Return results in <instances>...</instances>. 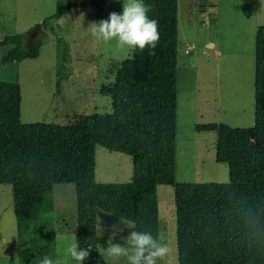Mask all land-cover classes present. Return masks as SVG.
<instances>
[{
    "label": "rangeland",
    "instance_id": "1",
    "mask_svg": "<svg viewBox=\"0 0 264 264\" xmlns=\"http://www.w3.org/2000/svg\"><path fill=\"white\" fill-rule=\"evenodd\" d=\"M83 0H0V40L26 34L25 44L43 40L38 57L4 62L10 45H0V80L21 86L20 118L24 123L55 122L66 125L74 114L129 112L132 101V49L115 41H98L91 24L122 14L123 0H106L102 13L91 5H75L54 28L39 25L56 11L57 2ZM213 3L215 8L213 9ZM196 6V9H195ZM69 44L70 75L57 88L56 37ZM212 44V45H211ZM264 54V0H178L176 182H227V163L217 161L216 132H197L196 124L223 122L251 127L255 116V57ZM113 91L114 97L108 92ZM133 163L126 153L96 147L95 205L97 227L84 232L82 249L89 250L83 264H126L107 256L109 238L124 245L134 228L132 219ZM160 237L171 248L161 264H178L176 207L172 185H158ZM54 246L33 253V264L44 256L67 260V248L76 243L75 186H53ZM0 264H20L12 186L0 184Z\"/></svg>",
    "mask_w": 264,
    "mask_h": 264
},
{
    "label": "trees",
    "instance_id": "2",
    "mask_svg": "<svg viewBox=\"0 0 264 264\" xmlns=\"http://www.w3.org/2000/svg\"><path fill=\"white\" fill-rule=\"evenodd\" d=\"M106 0L57 2L56 11L39 25L54 29L75 5H91L97 14ZM150 19L158 21L155 49H132V101L129 112L73 115L68 124L24 123L21 86L0 80V184L12 186L20 264H33V253L54 246L53 186L73 184L77 202L76 243L97 227L96 147L123 152L133 163L131 194L134 231L160 237L158 185H172L176 207L178 264H264V236L248 240L231 211L245 204L264 218V54L255 57V116L251 127L223 122L196 124L197 132H216L217 161L227 163V182H176L178 0H144ZM26 34L6 35L4 62L35 58L43 40L30 47ZM57 88L70 75L69 44L56 37ZM114 97L113 91L108 92ZM162 261H159L161 264Z\"/></svg>",
    "mask_w": 264,
    "mask_h": 264
},
{
    "label": "clouds",
    "instance_id": "3",
    "mask_svg": "<svg viewBox=\"0 0 264 264\" xmlns=\"http://www.w3.org/2000/svg\"><path fill=\"white\" fill-rule=\"evenodd\" d=\"M150 7L144 0H123V12H112L109 18L91 24V34L98 41L105 43L115 41L118 48L155 49L160 40L159 25L155 19H150ZM238 217L245 237L252 242L264 236V218L254 207L245 204L234 206L231 210ZM128 228H136L134 222L122 219ZM116 233L109 238V246L105 250L107 256L114 260L123 258L126 264H159L171 254V248L163 242L162 237H153L146 231H132L124 245L112 243ZM66 255L77 264L89 257V250L79 248L72 243L66 250ZM40 264H67V260H53L44 256Z\"/></svg>",
    "mask_w": 264,
    "mask_h": 264
},
{
    "label": "crops",
    "instance_id": "4",
    "mask_svg": "<svg viewBox=\"0 0 264 264\" xmlns=\"http://www.w3.org/2000/svg\"><path fill=\"white\" fill-rule=\"evenodd\" d=\"M214 2H215V0H214ZM106 5V4H105ZM105 7V6H104ZM215 8V4L213 3V9ZM195 9H196V6H195ZM212 45V44H211ZM39 56V55H38ZM37 56V57H38ZM61 85V84H60ZM60 87V86H59ZM74 115H76V114H74ZM77 115H80V114H77ZM73 116V115H72ZM72 116L71 117H68L69 118V120L72 118Z\"/></svg>",
    "mask_w": 264,
    "mask_h": 264
},
{
    "label": "water",
    "instance_id": "5",
    "mask_svg": "<svg viewBox=\"0 0 264 264\" xmlns=\"http://www.w3.org/2000/svg\"><path fill=\"white\" fill-rule=\"evenodd\" d=\"M40 25H37L33 30H35L36 28H38Z\"/></svg>",
    "mask_w": 264,
    "mask_h": 264
}]
</instances>
